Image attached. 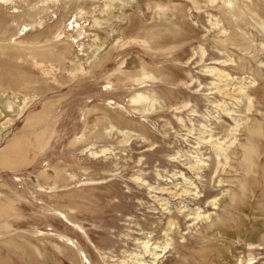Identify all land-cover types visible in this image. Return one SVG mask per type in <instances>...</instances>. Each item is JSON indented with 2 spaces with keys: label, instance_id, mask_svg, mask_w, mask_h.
Returning a JSON list of instances; mask_svg holds the SVG:
<instances>
[{
  "label": "rangeland",
  "instance_id": "obj_1",
  "mask_svg": "<svg viewBox=\"0 0 264 264\" xmlns=\"http://www.w3.org/2000/svg\"><path fill=\"white\" fill-rule=\"evenodd\" d=\"M139 256L264 264V0H0V264Z\"/></svg>",
  "mask_w": 264,
  "mask_h": 264
},
{
  "label": "bare ground",
  "instance_id": "obj_2",
  "mask_svg": "<svg viewBox=\"0 0 264 264\" xmlns=\"http://www.w3.org/2000/svg\"><path fill=\"white\" fill-rule=\"evenodd\" d=\"M157 249H158V247H156V246H152V244H149V241H147L146 243H144L143 245H142V252L144 251V252H148V253H150L155 259L158 257V252H157ZM162 250H164V248L162 249ZM141 252V253H142ZM146 254V253H145ZM149 254V255H150ZM139 255H140V253H139ZM152 257V258H153ZM153 258V259H154ZM135 259H136V257H135ZM134 261V260H133ZM142 261H144V260H142L141 258H140V256H139V258L136 260V262L135 263H137V264H140ZM135 263H133V264H135Z\"/></svg>",
  "mask_w": 264,
  "mask_h": 264
}]
</instances>
